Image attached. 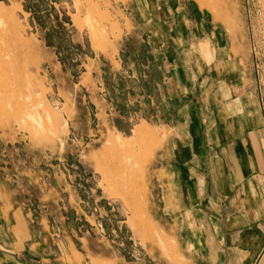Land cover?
Here are the masks:
<instances>
[{"label": "rangeland", "instance_id": "obj_1", "mask_svg": "<svg viewBox=\"0 0 264 264\" xmlns=\"http://www.w3.org/2000/svg\"><path fill=\"white\" fill-rule=\"evenodd\" d=\"M185 2L243 29L264 116V0ZM156 17L155 0H0V264H193Z\"/></svg>", "mask_w": 264, "mask_h": 264}, {"label": "crops", "instance_id": "obj_2", "mask_svg": "<svg viewBox=\"0 0 264 264\" xmlns=\"http://www.w3.org/2000/svg\"><path fill=\"white\" fill-rule=\"evenodd\" d=\"M155 4L165 32L149 41L170 52L163 82L177 86L169 99L181 102L183 132L163 172L174 216L188 220L189 260L264 264V116L250 45L185 0Z\"/></svg>", "mask_w": 264, "mask_h": 264}, {"label": "bare ground", "instance_id": "obj_3", "mask_svg": "<svg viewBox=\"0 0 264 264\" xmlns=\"http://www.w3.org/2000/svg\"><path fill=\"white\" fill-rule=\"evenodd\" d=\"M139 133H140V134H143V135L145 134L144 131L141 130V129L139 130ZM113 145H115V144L113 143ZM116 146H117V145H116Z\"/></svg>", "mask_w": 264, "mask_h": 264}]
</instances>
